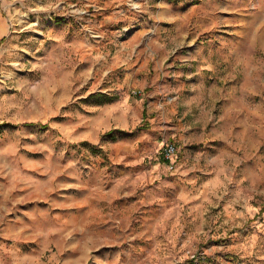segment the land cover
I'll use <instances>...</instances> for the list:
<instances>
[{"label":"rangeland","instance_id":"1","mask_svg":"<svg viewBox=\"0 0 264 264\" xmlns=\"http://www.w3.org/2000/svg\"><path fill=\"white\" fill-rule=\"evenodd\" d=\"M0 264H264V0H0Z\"/></svg>","mask_w":264,"mask_h":264},{"label":"built area","instance_id":"2","mask_svg":"<svg viewBox=\"0 0 264 264\" xmlns=\"http://www.w3.org/2000/svg\"><path fill=\"white\" fill-rule=\"evenodd\" d=\"M132 93L134 95L143 94L142 91L140 90H133ZM178 152H179V149H178L177 144L172 143V142H167L161 147L159 154H160V157L169 164L170 169H174L175 168L174 164L178 157Z\"/></svg>","mask_w":264,"mask_h":264}]
</instances>
